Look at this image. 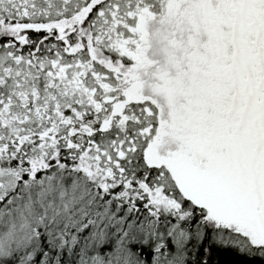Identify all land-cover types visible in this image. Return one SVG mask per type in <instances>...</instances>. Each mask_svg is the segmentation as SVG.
Returning a JSON list of instances; mask_svg holds the SVG:
<instances>
[{
    "label": "snow or ice",
    "instance_id": "obj_1",
    "mask_svg": "<svg viewBox=\"0 0 264 264\" xmlns=\"http://www.w3.org/2000/svg\"><path fill=\"white\" fill-rule=\"evenodd\" d=\"M0 264H264V0H0Z\"/></svg>",
    "mask_w": 264,
    "mask_h": 264
}]
</instances>
